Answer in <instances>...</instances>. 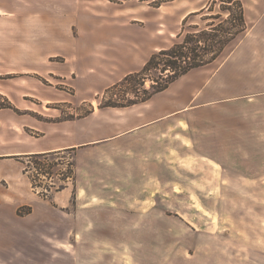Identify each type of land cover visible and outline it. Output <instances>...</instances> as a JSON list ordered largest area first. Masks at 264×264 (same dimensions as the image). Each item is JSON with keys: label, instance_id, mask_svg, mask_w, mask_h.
I'll return each instance as SVG.
<instances>
[{"label": "rangeland", "instance_id": "rangeland-1", "mask_svg": "<svg viewBox=\"0 0 264 264\" xmlns=\"http://www.w3.org/2000/svg\"><path fill=\"white\" fill-rule=\"evenodd\" d=\"M242 1L249 30L213 64L173 87L178 93L191 84L195 91L207 86L206 103L195 101L192 106H203L169 119L156 133L119 142L120 131L134 127L130 110L138 105L101 106L126 104L125 88L83 93L71 80L8 75L7 62L17 54L6 49L23 38L22 23L9 16H64L63 34L74 36L79 27L68 16H140L142 23L128 17L126 25L157 23L154 54L197 28L219 25L229 13L215 0H0V108L7 106L0 109V153L49 142L63 126L77 130L79 141H95L80 152L67 149L22 160L1 156L5 171L24 167L31 196L48 204L69 188L73 205L113 206L106 221L118 222L113 210L123 211L121 222L141 225L126 228L125 241L136 243L127 247V255L153 253L159 258L153 264H264V0ZM218 14L222 19H212ZM126 30L145 37L141 29ZM66 137L63 133V144ZM8 259L6 252L0 254V264Z\"/></svg>", "mask_w": 264, "mask_h": 264}, {"label": "crops", "instance_id": "crops-1", "mask_svg": "<svg viewBox=\"0 0 264 264\" xmlns=\"http://www.w3.org/2000/svg\"><path fill=\"white\" fill-rule=\"evenodd\" d=\"M7 13L12 14L11 11ZM44 15L9 16L22 23L23 38L20 44L6 49L7 53L17 54L13 62H7L8 75L23 74L50 82L58 78L71 80L78 92H101L125 76L140 71L150 54L158 49L156 22L150 20L149 27H142L140 23L126 25L128 17L142 23L140 16H68L66 20L74 19L79 27L78 35L74 36L68 31L63 34L64 16H46L45 12ZM154 24L156 27L152 30ZM128 28L145 31V37L131 33L126 30ZM8 59H11L9 55ZM188 75L148 102L128 109L134 111L136 123L134 127L121 130L116 136L118 141L156 133L169 119L203 106L192 105L195 101L206 103L207 86L199 87V91H195L194 84L185 91L176 93L173 90L174 85ZM67 129V126L60 127L55 131L56 138L49 142L23 144L16 152L0 153V157L22 160L25 155L51 154L72 148L80 152L94 144V140L79 141L78 131ZM63 133L67 136L64 144ZM3 161L0 159V183L6 181L8 185L0 186V254L6 252L7 264H153L159 260L153 253L127 255L130 244L125 241L126 228L131 225V229H138L141 225L138 227L136 221L129 225L121 222L123 211L113 210L118 214V222L112 223L110 217L106 221L105 213L112 211L113 206L73 205V191L69 188L59 192L54 203L48 204L39 196H31L30 179L24 167L8 173ZM24 209L28 212L22 215Z\"/></svg>", "mask_w": 264, "mask_h": 264}, {"label": "trees", "instance_id": "trees-1", "mask_svg": "<svg viewBox=\"0 0 264 264\" xmlns=\"http://www.w3.org/2000/svg\"><path fill=\"white\" fill-rule=\"evenodd\" d=\"M215 1L220 3L222 12L229 13L227 20H222L217 26L211 24L208 25L209 28H197L195 32L185 34L181 43L170 49L152 54L140 71L125 76L120 82L106 90V93H108L119 87L125 88L124 92L129 97L126 104L109 101L102 104L101 108H126L148 102L156 94L166 91L173 83L192 71L213 64L231 42L237 40L249 30L246 8L242 0ZM201 13L205 12L201 11ZM213 15L212 13L207 14L204 20H208L207 17ZM215 16L212 19H222L223 17L222 14ZM187 20L188 18L183 23L184 28H186ZM225 24H230V27H226ZM148 83L149 88L146 87ZM4 108H7V106L0 109ZM69 150H76V148ZM44 155L48 154H33L28 157L37 158ZM28 168L27 166L26 171H28ZM33 187L35 188V185ZM63 188L64 185L56 186L57 191ZM42 196L45 197L46 194L42 193Z\"/></svg>", "mask_w": 264, "mask_h": 264}]
</instances>
